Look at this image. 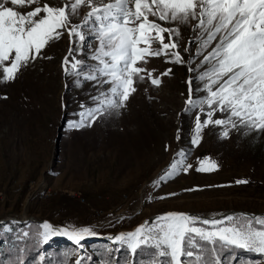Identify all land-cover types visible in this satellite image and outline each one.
<instances>
[{
    "label": "snow or ice",
    "instance_id": "snow-or-ice-1",
    "mask_svg": "<svg viewBox=\"0 0 264 264\" xmlns=\"http://www.w3.org/2000/svg\"><path fill=\"white\" fill-rule=\"evenodd\" d=\"M81 10V22L74 23ZM182 31L191 33L183 48ZM62 39L68 42L60 64L65 87L83 88L91 82L97 93L89 95L90 105H81L70 130L91 127L105 113L118 115L139 84L158 88L161 77L172 75L173 69L154 76L157 70L145 65L150 58L164 57L163 63L186 66L189 72L184 111L195 110L190 140L194 147L205 129L217 130L221 140L232 131L245 136L264 131V0H0V83L14 82L39 59L51 60L44 50ZM182 52L189 54L187 59ZM189 155L181 148L153 186L190 169L219 170L208 157H198L194 166L187 162ZM195 190L199 188L184 191ZM153 198L149 195L146 202ZM20 223L24 222H0V237L6 243L7 234L15 233L17 257L11 264H24L19 253L28 243L42 246L63 236L79 248L86 236L96 235L88 227L69 230L45 221L33 231L30 223L19 228ZM110 239L117 247L99 264H121L115 252L122 248H127L133 264H232L237 249L264 256V216L229 213L209 219L169 212ZM74 254L75 248L55 264H85L89 259L81 255L71 261ZM33 264L52 262L41 254Z\"/></svg>",
    "mask_w": 264,
    "mask_h": 264
},
{
    "label": "rangeland",
    "instance_id": "rangeland-1",
    "mask_svg": "<svg viewBox=\"0 0 264 264\" xmlns=\"http://www.w3.org/2000/svg\"><path fill=\"white\" fill-rule=\"evenodd\" d=\"M83 14L81 10V17L73 22L80 23ZM190 36L182 31L181 48ZM67 48V39L52 44L44 50L51 60L39 59L14 82L0 83V222L47 221L69 230L88 227L96 235L81 241L79 256L89 257L88 252L98 262L117 247L110 237L134 231L164 213L209 219L229 213L264 216V131L246 136L232 131L221 140L217 130L205 129L199 146L194 147L190 140L195 110L184 111L189 72L186 66L163 63L164 57L150 58L145 65L157 70L154 76L173 69L172 75L161 77L158 88L139 84L118 115L105 113L91 127L70 130L69 123L79 119L81 105H90L89 95L97 93L91 82L83 88L65 87L60 64ZM182 55L187 59L189 54ZM181 148L190 152L188 163L195 166L198 157H208L219 164V170L190 169L162 186H153ZM237 179L250 183L235 185ZM195 188L199 190L184 191ZM168 193L178 195L158 198ZM149 195L154 198L146 202ZM9 235L14 238L15 233L7 234L8 240ZM2 239L0 244L5 242ZM96 242L102 243L98 251ZM28 245L33 244L23 246V255L30 251ZM57 246L63 247L58 242ZM35 255L30 259L25 255L29 259L25 264H33L41 254ZM234 255L232 264H251L250 257H256L238 249ZM12 259L6 262L11 264Z\"/></svg>",
    "mask_w": 264,
    "mask_h": 264
},
{
    "label": "trees",
    "instance_id": "trees-1",
    "mask_svg": "<svg viewBox=\"0 0 264 264\" xmlns=\"http://www.w3.org/2000/svg\"><path fill=\"white\" fill-rule=\"evenodd\" d=\"M26 223H30V226L33 229H35V230L36 229H39L40 224H41L39 221H33V220L32 221H29V222H26ZM18 227L19 228L24 227V223H20ZM2 240H5V239H2ZM7 241H8L7 243L4 242V241H2L1 244H0V255H2L3 261H6V259H12L13 256H14V259H16V257H17V253L16 254L13 253L14 255H12V253H11V251L12 252L13 251H16L15 247L11 246V244L13 245V243L15 242L14 238L9 235V240L7 239ZM57 242L60 243V244H62L63 247L62 248L58 247L57 246ZM96 243H97V245H95L94 248H96L95 251H98V249H100L99 247L101 246L102 243H100V242H96ZM9 244H10V247H9ZM32 244L33 245H28L27 246V248H29L30 251L28 253H25L24 252V254L25 255H28V256L31 253V255L29 256V259L32 256L37 257V255H35V253H38L39 252V255L40 254H46L47 257L50 258L52 264H55V262L57 261V259L59 257H61V255H64L66 253H71L74 248H75V254L71 256V261H75V259L77 257H79V255H80V253H79L80 250L76 246H74L71 241H69L68 239L64 240L61 237H54L52 240L49 241V243H47L45 245H42V247L41 246H36L35 243H32ZM2 248H4V249H2ZM41 248H43L42 251L39 250ZM235 252H237V250H235ZM87 254L89 256L88 257L89 259H87L85 261V264H99V261L97 262V261H95L96 259H93L94 258L93 257L94 256L93 254L91 255L88 252H87ZM25 255H23L21 252L19 253L20 258L23 261H29L28 257L25 256ZM255 255H256V257L255 256L250 257V258H252V260L250 262L251 264L254 263V262H259L260 259H263V261H264V258H261V257L259 258L260 255H258V254H255ZM73 256H75L74 257L75 259L73 258ZM115 257H118L120 259L121 264H129V261L133 260L132 256L129 255L127 248H122L121 250L116 251L115 252ZM241 262H243V264H246L245 261H241ZM241 262H238V263H235V264H241ZM25 263L26 262H24V264ZM113 263H115V262H113Z\"/></svg>",
    "mask_w": 264,
    "mask_h": 264
},
{
    "label": "water",
    "instance_id": "water-1",
    "mask_svg": "<svg viewBox=\"0 0 264 264\" xmlns=\"http://www.w3.org/2000/svg\"><path fill=\"white\" fill-rule=\"evenodd\" d=\"M196 215H197V214H196ZM198 216H199V215H198ZM199 217H200V216H199ZM148 220H150V219H148ZM148 220H147V221H148Z\"/></svg>",
    "mask_w": 264,
    "mask_h": 264
}]
</instances>
